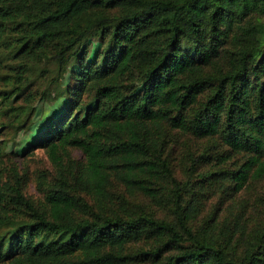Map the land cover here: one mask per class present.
<instances>
[{"label": "trees", "instance_id": "16d2710c", "mask_svg": "<svg viewBox=\"0 0 264 264\" xmlns=\"http://www.w3.org/2000/svg\"><path fill=\"white\" fill-rule=\"evenodd\" d=\"M91 39L97 51L69 69L73 47ZM44 63L50 81L70 82L17 153L45 149L55 172L41 205L12 169L0 264H264V219L198 220L196 191L220 183L232 198L264 179V0H0V80L17 99L29 65ZM2 98L4 114L24 108ZM182 136L210 142L185 181L169 159ZM124 193L166 204L171 218Z\"/></svg>", "mask_w": 264, "mask_h": 264}, {"label": "rangeland", "instance_id": "374dc122", "mask_svg": "<svg viewBox=\"0 0 264 264\" xmlns=\"http://www.w3.org/2000/svg\"><path fill=\"white\" fill-rule=\"evenodd\" d=\"M97 49L98 43L94 39L85 43H77L71 50L72 58L68 68L77 71L78 66L74 63L76 62V55L90 57L94 55ZM102 57L103 55L99 56L98 59L100 60ZM52 67L53 65L45 63L30 64L29 85L17 99L15 94H13L14 82L6 83L0 80V142H4L6 145L3 156L0 158V190H4L5 184L11 182L12 169L17 168L19 173L25 176L23 193L27 198L41 205L45 201V193L42 189L46 187L47 182L51 183V175L55 172L52 162L48 158L45 149L37 148L22 155L17 152L21 151L25 145L31 147V144H33L30 143L32 137L35 138L46 119L60 109L59 103L64 99L63 95L67 83L70 82L71 75L67 74L66 79L52 82L46 73V70ZM41 93H45L49 97L42 98L40 96ZM7 94L12 98L10 102L12 107L15 108L16 105H21L24 108L4 114L1 110V104L4 103L2 97ZM52 96H58V99L54 100ZM20 116L25 122L19 125L18 118ZM209 146L210 142L207 139L182 136L179 143L169 151L172 169L180 181L186 180V169L190 166L191 161L196 159V156L201 153H210V151L205 152ZM68 152L73 160L80 162L84 160V155L79 149L69 148ZM234 157V163L239 164L242 162L241 156L235 155ZM206 167L204 165V170ZM233 167L234 165H232ZM198 170L202 171L203 168ZM41 177L44 178V183H41ZM196 188L197 186L194 187L195 190ZM196 191L201 194L205 207L198 220L212 212H214L215 216L219 214V219H222L224 216H228L226 211L233 214L240 211L243 216V222L247 225H254L264 219V205L261 203V200L264 199V179L246 184L232 198H228L223 193L220 183H214L208 189ZM119 192H122V190L120 189ZM125 196L131 202L134 201L142 206L149 207L157 218H171V210L166 204L153 203L139 195ZM183 246L190 247L191 245L186 243Z\"/></svg>", "mask_w": 264, "mask_h": 264}]
</instances>
